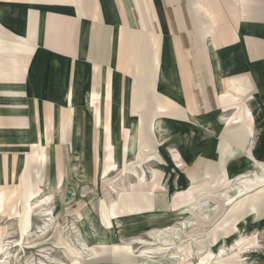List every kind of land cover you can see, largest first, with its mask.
Listing matches in <instances>:
<instances>
[{
    "label": "rangeland",
    "instance_id": "374dc122",
    "mask_svg": "<svg viewBox=\"0 0 264 264\" xmlns=\"http://www.w3.org/2000/svg\"><path fill=\"white\" fill-rule=\"evenodd\" d=\"M235 78L223 83V92L236 100L234 104L228 107L225 102L220 110L216 80L213 90L214 104H220L218 111L204 117L205 121L194 116L200 122L198 127L156 119V126L166 129L158 140L152 137L151 127L156 116L142 115L140 105L134 103L132 114L141 113L136 117L141 123L135 145V117L129 112L128 89L117 94L115 84L114 98L111 105L110 100L104 102L107 113L103 114L104 128L111 127L118 163L111 168H107L111 165L109 133L93 125L87 106L89 84L72 99L73 108H65L63 101L51 116H38L34 133L47 122L45 147L34 142L27 147L26 138L35 139L33 132L23 136L22 141L13 133L29 128V116L20 111L19 115L2 117L5 128L0 129L7 131H0V156L4 150H19V145L21 152H28L11 153L9 179L7 164L0 159V264H191L205 249L216 252L220 247L229 254L248 248L251 253L247 263L264 264V177L260 172L264 168V100L254 96L249 102L255 119L252 122L246 108L252 95H233L229 91L235 90L230 84ZM99 93L92 94L95 108L100 104ZM58 106L65 109L57 110ZM221 112L229 120L213 128V143L218 138L215 158L209 156L211 139L199 126L220 122ZM55 117L58 122L54 135ZM121 119L131 131L130 137ZM52 138L55 140L51 144ZM126 140L135 147V155L129 152L125 157ZM251 142L252 154L259 160L253 169L243 158ZM218 143L225 144V151L235 149L234 154L222 159ZM175 149L182 158L177 159ZM72 150L77 160L70 161ZM22 158L25 165L16 175ZM223 169L230 178L226 182L220 177ZM250 169L248 174L242 173ZM238 173L246 175L233 183L244 188L242 196H235L233 191L226 199L218 196ZM194 204L200 209H192ZM156 232L165 234L156 237ZM240 234L243 240L234 245ZM237 259L232 254L223 262L242 264Z\"/></svg>",
    "mask_w": 264,
    "mask_h": 264
},
{
    "label": "crops",
    "instance_id": "0c3cea01",
    "mask_svg": "<svg viewBox=\"0 0 264 264\" xmlns=\"http://www.w3.org/2000/svg\"><path fill=\"white\" fill-rule=\"evenodd\" d=\"M231 77L233 95H252L248 106L254 96L264 100V0H0V126L6 114L29 116V128L13 131L19 141L35 134L34 140L26 138L28 148L33 142L43 147L41 133L48 142L47 122L34 133L38 116H51L63 101L73 108L85 84L86 101L100 92L110 105L113 86L117 94L127 87L135 124L142 113L198 127L191 115L205 121L216 113L213 83L221 101L223 83ZM134 103L139 115L132 114ZM224 124L199 126L211 139L209 156H217L213 128ZM133 133L135 139L136 126ZM218 144L222 159L234 154ZM18 148L0 156L7 178L11 153H22ZM220 177L230 179L224 169Z\"/></svg>",
    "mask_w": 264,
    "mask_h": 264
},
{
    "label": "bare ground",
    "instance_id": "6f19581e",
    "mask_svg": "<svg viewBox=\"0 0 264 264\" xmlns=\"http://www.w3.org/2000/svg\"><path fill=\"white\" fill-rule=\"evenodd\" d=\"M219 97H220V99H221V111L224 109V104H223V102L225 103H227V104H234L235 103V101L236 100H234V98H232V96H230V95H226V93L225 92H222L220 95H219ZM99 103H100V105H99V107L98 108H95L94 106H93V104H92V98L89 100H87V106L90 108V110H91V112H92V116H93V118H92V120H93V125H95V124H97L98 125V127H99V129L100 130H102V132H104L105 130H107V132L109 133V139H108V145H107V147L108 148H110L111 149V155H109V157H108V159L110 160V163H111V165H107V168H111V167H114V166H118L117 164V161L115 160V150H114V144H113V140H112V131H111V127H109V128H104V125H103V119H104V116H103V111H102V105H103V103H104V96H103V94L101 93L100 95H99ZM121 106V105H120ZM122 106H123V104H122ZM122 108V107H121ZM120 108V109H121ZM246 108H247V112H248V114H249V117L251 118V120L253 121V116H252V114H251V111H250V109H249V106H248V103H247V105H246ZM122 110V109H121ZM122 113V112H121ZM191 117H192V120H193V122L196 124V125H200V122L194 117V116H192L191 115ZM158 117H156L152 122H151V127H152V132H153V135H152V137L154 138V139H157L158 140V138L160 137V135H161V133L162 132H165L166 130L165 129H162V128H158L157 126H156V119H157ZM160 118V117H159ZM218 120L223 124V123H225V122H227L228 120H229V118H227V119H225V120H223L222 119V116L221 115H218ZM237 120H238V117H237ZM120 123L122 124L121 126L124 128V129H126L127 130V136L128 137H130L131 136V131L129 130V129H127V128H125V126H124V119H121V121H120ZM140 123H141V119H138L137 118V121H136V124H135V126H136V131H137V136L135 137V139H133V141L132 142H134V143H132V144H136V142H137V140L139 139V127H140ZM158 125V124H157ZM205 125V124H204ZM80 126H81V124H80ZM120 126V127H121ZM160 130L159 131V135H155V132L157 131V130ZM81 139V138H80ZM39 140H40V146H43V147H45L46 146V144L44 143V136H43V134L41 133L40 134V138H39ZM96 145V144H95ZM131 146H133V145H131ZM131 146H129V144H128V141L126 140V142H125V157L127 156V154L129 153V152H133L134 153V155H135V147H131ZM72 149H73V145H72ZM109 149V150H110ZM176 150V149H175ZM22 152H28V150H26V149H23L22 150ZM176 156H177V158H178V156L180 157L181 156V154H180V152L177 150L176 151ZM246 156H247V159H249V161H250V165H251V167L252 166H255V164H256V158L253 156V154H252V145H250V149H249V152L248 153H246ZM171 157V160L173 161V159H172V156H170ZM180 158H182V156L180 157ZM78 159V157L77 156H75L74 154H73V150H72V155H71V158H70V161H74V160H77ZM254 164V165H253ZM23 165H25V159H23L22 158V163H21V165H20V167H19V171L16 173V175H18L19 173H20V171H21V169L23 168ZM175 167V166H174ZM254 168V167H253ZM252 168V169H253ZM104 168H102L101 170H100V175H102L103 174V172H104V170H103ZM108 170H110V169H107V171ZM119 170V169H118ZM106 172V171H105ZM116 172V171H115ZM260 172H262V177L261 178H263L264 177V168H260ZM242 174V173H241ZM260 174V173H259ZM249 176V175H248ZM245 177H246V175H239V176H235V178H233L232 179V181H231V183L229 184V186H226V188L224 189V190H222L219 194H218V196H221V197H223V198H228L229 196H228V193L230 192V191H233V193L235 194V196H242V194H243V192H244V188L242 189L241 187H238L237 185H236V187H235V185L233 186V183L234 182H238V181H241L242 179H245ZM202 202V201H201ZM204 202V201H203ZM198 205L197 204H194L193 205V208L192 209H194V210H198V209H200V205L197 207ZM205 219H206V217H205ZM172 232L174 233V234H176L178 231L177 230H172ZM163 234H165V232H156L155 233V236L156 237H159L160 235H163ZM241 240H243L242 239V234H240L239 235V237L238 238H236L235 240H234V242H233V244L234 245H237L238 243H240L241 242ZM233 248H235V247H233ZM251 251V250H250ZM249 251V249L248 248H245V247H241V248H238V249H235V251H233L232 250V252L229 254L228 252H225V249L223 248V247H220L219 249H217L216 250V252H212V251H210V250H208V249H205V251L202 253V255H200L199 257H198V259H197V261L196 262H194V263H191V264H225L223 261L225 260V258L226 257H228V256H230V255H232V254H236L237 256H238V263H242V264H248L247 263V256L251 253ZM229 254V255H228Z\"/></svg>",
    "mask_w": 264,
    "mask_h": 264
}]
</instances>
